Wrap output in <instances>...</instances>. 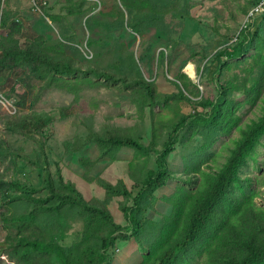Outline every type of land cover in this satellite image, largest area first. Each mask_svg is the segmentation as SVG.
<instances>
[{
  "label": "rangeland",
  "instance_id": "1",
  "mask_svg": "<svg viewBox=\"0 0 264 264\" xmlns=\"http://www.w3.org/2000/svg\"><path fill=\"white\" fill-rule=\"evenodd\" d=\"M4 1L0 10L7 9L10 16L8 25L0 27V38L8 29L13 32L8 42L17 34L23 50L43 51L44 58L70 67L67 74L54 75L43 66L40 82L31 72L32 65L24 63L17 78L0 84V93H11L20 107L13 124L18 133L11 135L0 125V139L10 143L0 155V178L13 182L0 186V264H16L19 255L41 257V264H60L53 253L45 258V251L34 252L27 245L19 244L13 252L12 245H3L6 241L15 245L20 240L45 242L54 237L56 245L68 253L91 246L75 206L32 219L36 200L30 195H48L44 178L49 171L57 185L61 175L76 185L83 199L106 205L114 222L128 227L122 210L131 205L139 183L154 169L155 154L145 156L123 148L109 157L88 141V135L118 129L161 151L174 124L183 116L195 118L203 112L199 102L218 97L215 82L228 88L222 126H211V134L200 125L183 131L168 158L171 178L167 186L143 201L151 206L149 225L142 235L147 241L119 239L116 248L108 252L113 264H161L157 255L179 240L180 232L167 237L165 247L154 253L150 241L156 240L159 231L150 229L155 225L161 228L176 207L188 208L204 177L215 176L224 167L241 130L264 112V14L246 24L247 15L264 0H6V5ZM19 27L22 30H17ZM258 28L253 50L245 58L231 61L221 78L214 80L218 67L209 71L205 54L217 56L226 46H237L243 30L258 32ZM32 39L36 41L33 49L28 48ZM143 54L146 61L140 60ZM91 69L111 73L116 79L100 78ZM255 77L259 82L253 84ZM139 78L154 84L153 99L144 87L124 83ZM182 92L189 99L181 97ZM4 100L0 96L3 124L2 119H8L4 113L15 106L14 101ZM29 108L49 123L52 134L37 131L30 135L20 127L22 120L29 119L21 110ZM42 144H46L44 149ZM101 180L113 189L123 182L133 197L111 193ZM6 194L12 197L4 200ZM228 203L231 219L247 207L264 210V137L241 170ZM24 222H31V228L21 227ZM98 228L105 232L104 226ZM218 247V239L206 237L179 264H211V250Z\"/></svg>",
  "mask_w": 264,
  "mask_h": 264
},
{
  "label": "trees",
  "instance_id": "2",
  "mask_svg": "<svg viewBox=\"0 0 264 264\" xmlns=\"http://www.w3.org/2000/svg\"><path fill=\"white\" fill-rule=\"evenodd\" d=\"M1 3L2 0H0V6ZM4 5H6V0L4 1ZM9 14L5 8L0 10V27L8 25ZM152 26L155 25L152 24ZM17 30H22V27H19ZM3 31L4 33L0 38V73L2 74L0 75V84L1 82L2 84H10L12 77L17 78L20 71L19 67L24 63L32 65L31 72L35 80L40 82L44 79L42 72H40V68L43 66L54 75L68 73L66 71L70 67L68 63L60 65L56 63L57 60L51 61L46 59L44 58L45 53L43 51L23 50L19 45L17 34L13 38V41L8 42L12 33L9 30ZM257 31L253 32L251 29L243 30L239 37V40L241 39L240 43L235 47L226 46L217 53V56L216 54L214 56L205 54L209 60V65L207 66L206 64V68L211 71L215 66L218 67L217 71L212 75L214 80L221 78L223 70L231 61L243 59L245 58L244 56L253 50L259 36V28ZM62 45H65V42H62ZM35 46V39L30 40L28 48L31 47L33 49ZM161 57L162 59L165 57L164 51L161 52ZM140 60L146 61V56L144 54L141 55ZM91 70L100 78L116 79L111 73L98 72L95 69ZM258 82V77L252 80L253 84ZM124 83L127 87L135 85L144 87L149 98H154L155 90L152 82L149 83L144 78H139L131 83L126 81ZM215 84L219 93L218 97L216 99L207 98L205 103L204 101L198 103L202 107L203 112L201 114L196 113L197 120L196 118L183 116L178 123L174 124L170 139L164 144L161 151L157 150L153 145H148L143 139L137 137L131 138L132 136L122 133L118 129H111L104 133L91 132L88 135V141L96 143L101 154L109 157H115V154L123 148L137 150L138 153L140 152V154L145 156H149L151 153L155 154L154 169L148 171L145 179L140 182L138 186L139 191L135 197L131 195V192L125 187L123 182H119L113 189L111 184L101 180L103 187L111 193L122 194L128 198L133 197L131 205L122 210L129 221V227L117 225L114 222L110 209L106 205L96 204L97 202L95 201H86L83 199L76 185L71 181L66 182L61 175L59 184L57 185L49 171L44 178V186L49 191L48 195L37 198L30 195L36 200L35 208L31 214L32 219L40 215H55L64 208L75 206L79 212L78 214L83 218L82 221L85 224L87 239L91 246L85 251L78 253L70 251L68 253L56 245L57 241L54 237H52V240L45 242L34 238L20 240L15 245L6 241L3 245H12L10 249L12 248L13 252L19 244L27 245L34 252L45 251L43 254L45 258L50 252L56 255L60 264H112V255L108 254V252H111L114 247L116 248L117 240L134 238L139 241L142 240L145 243L147 238H142V235L149 225L147 214L151 206L149 204L143 205V201L148 200L149 196L152 197L158 189L167 186V182L171 178L168 158L175 151L179 135L189 127L204 126L206 129L208 128L209 134H211V126H222L220 123L224 114V108L229 102V100L227 101L228 88L220 86L217 82ZM13 90L15 91V88ZM2 93H0L2 98L14 101L17 111L14 114L5 112L4 115H7L8 119H2L4 124L1 122L0 124L2 127L7 128L9 134H16L18 130L14 128L13 124L14 120L18 119L17 115L20 113V107H18L19 105L16 100H13L14 98L8 95L9 93ZM179 95L184 99H189L185 92L179 93ZM21 111L24 114L25 111ZM25 114H27L29 119L22 120L20 127L24 128L30 135L35 134L37 131H45V135L46 132L48 135L52 134L53 131L50 129L49 123L40 118L34 108H29ZM197 122L199 123L197 124ZM263 137L264 112L257 120L250 122L241 130L240 137L229 151V157L224 167L217 175L204 177L201 189L195 194L193 202L188 204V208L182 210L176 207L174 214L172 213L170 216L165 217L161 228L159 227L160 225H155L150 229L149 232L154 230L159 231L156 240L150 241L153 242L154 253L165 247L166 241H169L167 237L180 232L179 240L163 249L157 255L156 260L158 262L170 264L173 261L175 264H179L187 258L194 247L199 246L208 237L219 240V247L211 250L209 259L211 264H264V210L255 209V207L251 206L247 207L240 216L234 219H231L228 215L229 209L232 208L228 203L230 191L238 182L241 170L255 152ZM9 145L10 143L7 140L0 139V155H3L7 151ZM41 146L44 149L46 144H42ZM11 183H13L11 180L5 181L3 178H0V186L2 187ZM11 197L10 194H6L4 200ZM178 201L172 205L173 208L177 205ZM99 225L104 226L105 232L99 230ZM21 227L30 229L31 222H24ZM163 230L164 233L162 234ZM96 241L97 247L95 246ZM10 257L14 256L10 254ZM41 263V257L32 259L19 255L16 259V264Z\"/></svg>",
  "mask_w": 264,
  "mask_h": 264
},
{
  "label": "built area",
  "instance_id": "3",
  "mask_svg": "<svg viewBox=\"0 0 264 264\" xmlns=\"http://www.w3.org/2000/svg\"><path fill=\"white\" fill-rule=\"evenodd\" d=\"M262 14H264V1L254 11H252L250 14L247 15L248 21L246 22V24L249 25V23L254 21L256 17ZM11 112L12 113L16 112L15 106H12Z\"/></svg>",
  "mask_w": 264,
  "mask_h": 264
},
{
  "label": "bare ground",
  "instance_id": "4",
  "mask_svg": "<svg viewBox=\"0 0 264 264\" xmlns=\"http://www.w3.org/2000/svg\"><path fill=\"white\" fill-rule=\"evenodd\" d=\"M3 12V11H2ZM18 13V12H17ZM10 16V15H9ZM14 17V16H13ZM15 19V18H14ZM13 22H14V20H13ZM260 22V21H259ZM11 23H12V21H11ZM20 23V22H19ZM21 24V23H20ZM1 25V24H0ZM14 25V24H13ZM10 26H12V25H10ZM17 26H18V24H17ZM16 26V27H17ZM21 26V25H20ZM10 28H12V27H10ZM9 28V29H10ZM15 28V27H14ZM3 29V28H2ZM6 30V29H5ZM8 30V29H7ZM12 30V29H11ZM1 31V30H0ZM13 31V30H12ZM15 32V31H14ZM13 33V32H12ZM1 34V33H0ZM3 35V34H2ZM72 65V64H71ZM82 72V71H81ZM190 74L192 75V76H194L195 74H196V72H195V69H193L192 67H191V72H190ZM78 75H80V74H78ZM1 84H2V82H1ZM204 93V92H203ZM11 94V93H10ZM10 94H8V95H10ZM5 96V95H4ZM23 97V99H24V96H22ZM22 99V98H21ZM20 100V99H19ZM5 101V100H4ZM21 101L22 100H20V103H21ZM23 102V101H22ZM18 104V103H17ZM26 105V104H25ZM11 107V106H10ZM19 107V106H18ZM23 107H25V106H23ZM23 107H22V109H23ZM27 107V106H26ZM8 108V107H7ZM5 109V108H4ZM26 109V108H25ZM19 112V111H18ZM26 112V111H25ZM25 112H24V114H25ZM210 112V111H209ZM6 113H8V112H6ZM28 114V113H27ZM199 114V113H198ZM195 115V114H194ZM196 118V117H195ZM199 118V117H198ZM196 120H197V118H196ZM196 120H195V123H196ZM200 120V119H199ZM182 122V121H181ZM195 123H193V124H195ZM199 122H197V124H198ZM193 124H190V125H193ZM1 125V124H0ZM123 137V136H122ZM131 138H133V137H131ZM126 149H128V148H126ZM131 150V149H130ZM133 151H135V150H133ZM137 151V150H136ZM140 153V152H139ZM157 158V157H156ZM150 171V170H149ZM149 177V176H148ZM148 179V178H147ZM146 179V180H147ZM140 184V183H139ZM145 184V183H144ZM126 187V186H125ZM140 189H142V188H140ZM162 189V188H161ZM107 193H108V191H107ZM82 194V193H81ZM116 196V195H115ZM151 196H149V198H150ZM44 200H45V198H44ZM132 212V211H131ZM136 212V211H135ZM126 214V213H125ZM135 215H136V213H135ZM134 215H133V213H132V217H133ZM125 218H126V216H125ZM129 223V222H128ZM127 224V223H126ZM123 226V225H122ZM126 226V225H125ZM129 227V226H128ZM127 229V228H126ZM129 231H130V229H129ZM121 237V236H120ZM115 248V247H114ZM134 251V250H133ZM131 254V256H132V252L130 253ZM126 257H127V255H126ZM133 257H135V256H133ZM120 259V258H119ZM138 260V259H137ZM139 261V260H138ZM113 264V263H112ZM126 264V263H125Z\"/></svg>",
  "mask_w": 264,
  "mask_h": 264
}]
</instances>
